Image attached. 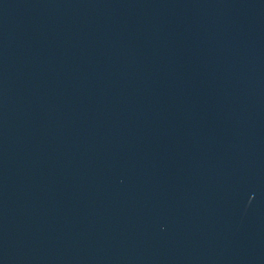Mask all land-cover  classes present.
<instances>
[{
	"label": "water",
	"instance_id": "obj_1",
	"mask_svg": "<svg viewBox=\"0 0 264 264\" xmlns=\"http://www.w3.org/2000/svg\"><path fill=\"white\" fill-rule=\"evenodd\" d=\"M0 264H264V0H0Z\"/></svg>",
	"mask_w": 264,
	"mask_h": 264
}]
</instances>
